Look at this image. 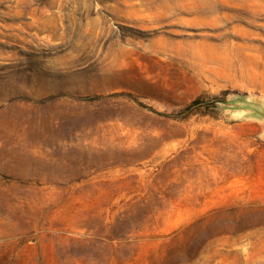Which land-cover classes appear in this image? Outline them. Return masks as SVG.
<instances>
[{
    "label": "rangeland",
    "instance_id": "1",
    "mask_svg": "<svg viewBox=\"0 0 264 264\" xmlns=\"http://www.w3.org/2000/svg\"><path fill=\"white\" fill-rule=\"evenodd\" d=\"M0 264H264V0H0Z\"/></svg>",
    "mask_w": 264,
    "mask_h": 264
}]
</instances>
